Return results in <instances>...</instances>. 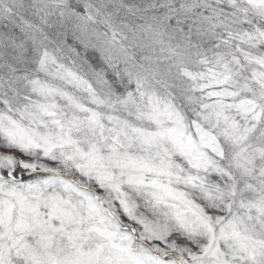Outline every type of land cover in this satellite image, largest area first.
I'll use <instances>...</instances> for the list:
<instances>
[{"label":"snow or ice","instance_id":"6c2138e0","mask_svg":"<svg viewBox=\"0 0 264 264\" xmlns=\"http://www.w3.org/2000/svg\"><path fill=\"white\" fill-rule=\"evenodd\" d=\"M0 264H264V0H0Z\"/></svg>","mask_w":264,"mask_h":264}]
</instances>
